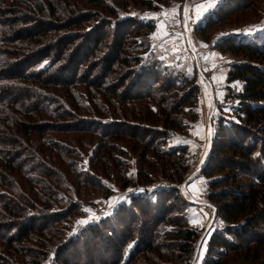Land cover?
<instances>
[{
    "label": "trees",
    "instance_id": "trees-1",
    "mask_svg": "<svg viewBox=\"0 0 264 264\" xmlns=\"http://www.w3.org/2000/svg\"><path fill=\"white\" fill-rule=\"evenodd\" d=\"M256 2L222 0L195 31L208 40L207 34L217 25ZM155 30L153 21L124 18L109 0H0V230L9 234L0 235V240L12 254H1L0 264H16L12 258L17 255L23 256V264H82L83 251L88 254L86 264H133L142 255L153 260L151 252L159 250L158 228L164 224L178 230L166 232L173 240L161 245V256L172 261L177 256L178 264H192L201 234L187 229L185 220L173 218L176 208L189 204L177 187L158 192L146 187L111 216L67 239L57 236L54 226L49 221L43 224L41 217V212L49 216L64 202L61 190L71 192V185L81 182L94 186L92 178L82 181L77 176L70 161L77 157L76 150L55 143L57 136L96 133L107 139L98 144L97 160L112 163L108 155L114 146L108 141L129 140L136 150L168 159L176 170L172 178L184 180L188 146L169 145L175 134L185 132L182 114L197 105L199 86L184 73L172 78L158 58L141 56L150 44L136 36L147 39ZM252 41L231 36L217 45L242 60L232 65L227 81L245 85L242 92L228 97L236 100L235 117L233 121L220 117L209 159L197 170L209 179L215 217L224 221L209 241L207 260L212 264H228L222 247L249 253L262 239L257 247L264 246L259 230L264 223V35ZM55 96L62 101L56 108ZM148 102H154L158 111L149 110ZM104 103L118 121L106 130L85 127L84 121L77 125L78 113L92 111L108 118L111 109L103 111ZM131 116L137 122L130 121ZM73 119L77 121L72 123ZM50 136L53 139L46 142ZM59 165L65 175L56 170ZM32 170L37 174L33 176ZM60 214L62 219L73 217L69 210ZM74 238L72 246L66 245ZM86 238L101 244L88 248ZM20 243L28 246L21 248ZM55 250L50 256L49 251ZM169 250L178 254L170 255Z\"/></svg>",
    "mask_w": 264,
    "mask_h": 264
},
{
    "label": "rangeland",
    "instance_id": "rangeland-1",
    "mask_svg": "<svg viewBox=\"0 0 264 264\" xmlns=\"http://www.w3.org/2000/svg\"><path fill=\"white\" fill-rule=\"evenodd\" d=\"M109 1L124 14V18L132 16L140 18L143 22L147 20L154 22L156 30L147 39L143 38V35L142 37L136 36L138 41L142 42L144 40L145 42L147 40L150 44V50L142 53V49H140L137 52L139 55L142 53L141 56L147 58V60L158 58L161 62L160 64H162V68H166L171 72L172 78L179 73H184L186 76L194 77V84L199 86L197 105L194 108H185V114H182L185 132L175 134L169 145L171 147L179 145L188 146L185 159L189 170L184 180L179 183L176 181L177 176L174 179L172 178V175L176 171L172 166L173 163L169 162L166 158H156L152 153L145 154L142 149H134L129 140L118 141L116 143L108 141L111 146H114V149L110 150V155H108L112 157L114 161L112 163V161L97 160V150L100 146L98 144L103 140L107 141V139L99 138L96 133L83 132L81 134L72 133L69 137L65 135L57 136L59 139L55 140V143L59 142L71 151L72 149L76 150L77 157L70 159V161L74 165L77 176L82 178V181L83 179L85 181L92 178L94 186L81 182L72 184L71 192L61 190L63 194L59 195V198L63 199L64 202L57 204L51 210L54 213L50 214V217L47 215L43 216L41 212L42 223L44 224V221H49L54 226L53 230L56 235H61L64 239H67L69 235L74 237V233L81 231L83 228L88 227V225L99 223L104 218L111 216L122 204L130 202L134 195L143 193V191H140L141 189L144 190L147 187L149 191L155 190L158 192L161 189L167 190L168 188L177 187L182 197L190 205H181V207L176 208L172 212L174 214L173 218L185 220L187 229H194L201 234L192 264H212L207 260L209 241L217 229L224 227V221L222 218L215 217V208L209 199L211 193L208 187L209 179L198 174L197 170L204 166L209 159L208 154L211 152L210 147H212L211 136L216 135L218 132L220 117L225 116L230 121H233L235 117L234 113H232V106L236 100L228 97L232 93L237 94L242 92L245 85L239 80L232 81V83L227 81L232 65L241 63L242 60L236 55L223 53L218 49L217 45L231 36L241 38L244 42L248 39L253 40L252 42L259 41L260 35H264V0H257L254 7L247 8L245 12L234 14L230 16V19L224 20L207 34L208 40H204L202 36L200 37L195 31V27L211 13H215L217 6H219L222 0H215V4L213 5L206 4V0ZM201 5H204V7L201 8ZM185 8L188 10L189 19L187 20L184 14ZM198 12L200 13L199 17L197 16ZM185 25H187V30H185ZM248 29H252L253 31L248 34ZM221 34L225 35L222 36ZM258 35L259 37H257ZM144 42L141 46L142 48H144ZM58 94L60 95V93ZM212 94L215 99L214 104ZM11 97L18 98L19 95L12 94ZM54 98L56 100V108V106L61 105L62 101L59 97L55 96ZM77 99L81 101L78 95ZM103 106L106 109H100H103L105 112L111 109L107 103H104ZM148 108L154 113L158 111V107L154 102H148ZM90 113L85 115L78 113L76 117L78 118L77 125L84 121L85 127L90 126L94 130L98 127H103V130H106L109 123L115 122V120L118 121L119 119L118 117L113 119L112 109L111 112L109 111L106 114L108 118H104V115L101 113L96 112V114H93L92 111ZM129 119L132 122H137L134 116H131ZM75 121L77 120L73 119L71 122ZM112 126L114 125L109 127L114 128ZM209 129H211L210 134ZM52 139L53 136H50L48 140L47 138L45 140L48 142ZM32 150L35 151L34 148ZM38 151L39 149L36 150V157ZM36 157L34 159H37ZM38 157L41 156L38 155ZM63 159L68 161L69 158L64 156ZM201 161L203 162L201 163ZM63 168V165H59L56 170L65 175ZM32 171L35 173L33 176L37 174L34 170ZM125 183L129 185L126 188ZM130 189L132 191H129ZM88 208L91 209V212L85 211ZM67 210L73 213L72 219H62L64 216L60 213H65ZM154 213L157 214L156 211ZM144 218L146 217L144 216ZM81 220L87 221V223H79ZM177 230L178 226H166L165 224L158 228L155 246L158 245L159 250L151 252V258L156 262L144 260L142 255L138 259L140 262H133V264L180 263L177 256L172 258V261L166 256L162 257L160 254L164 251L161 245L168 244L170 240H173L166 232L172 233ZM259 230L264 234V223L262 226L260 225ZM0 235L9 234L5 230H0ZM262 240L258 241V244H254L250 248L251 251L249 253L246 250L235 253L222 247L221 252L223 255L225 254L223 259H226L228 264H264V246L257 247V245L262 243ZM74 241H76L75 238L67 242L66 245L72 246ZM3 242L5 240H0V255L11 256L12 254L7 252V249L4 250L5 246ZM85 242L82 241L81 243H85L88 248L91 246V243L95 245L97 243L101 244V242H95L91 238H86ZM19 245L21 248L22 246H28L25 243H20ZM36 247L41 248L38 245ZM74 248L76 247L72 249ZM201 249H204L203 259L200 258ZM55 252L58 251H49L50 256ZM169 252L170 255L172 253L178 254V250H169ZM82 255L84 260L82 264H86L85 256H88V254H86V251H83ZM16 257L17 259L11 257L13 262L23 264L21 262L23 256L17 255ZM126 257L127 255H125ZM213 257L218 258L216 255ZM1 258L3 259L2 256H0Z\"/></svg>",
    "mask_w": 264,
    "mask_h": 264
},
{
    "label": "snow or ice",
    "instance_id": "snow-or-ice-1",
    "mask_svg": "<svg viewBox=\"0 0 264 264\" xmlns=\"http://www.w3.org/2000/svg\"><path fill=\"white\" fill-rule=\"evenodd\" d=\"M206 4H208V5H213V4H215V0H206ZM201 8H203L204 7V5H201L200 6ZM174 11V10H173ZM185 19L187 20V19H189V17H188V10H187V8H185ZM153 15H155V14H153ZM199 15H200V13L198 12L197 13V16L199 17ZM208 17H206V19H207ZM185 30H187V25H185ZM253 30L252 29H248L247 30V32H248V34H250L251 32H252ZM222 36L223 35H225V34H221ZM235 83H239V82H235ZM211 133V129H209V134ZM203 161H201V163H202ZM129 191H132L131 189L129 190ZM140 191H143V189H141ZM119 199H126V198H119ZM85 211L86 212H91V209L90 208H88V209H85ZM79 223H81V224H86L87 223V221H84V220H81ZM134 243V242H133ZM133 243H130L129 245H128V247L129 248H131L132 246H133ZM203 251H204V249H201V259H203Z\"/></svg>",
    "mask_w": 264,
    "mask_h": 264
},
{
    "label": "water",
    "instance_id": "water-1",
    "mask_svg": "<svg viewBox=\"0 0 264 264\" xmlns=\"http://www.w3.org/2000/svg\"><path fill=\"white\" fill-rule=\"evenodd\" d=\"M212 99H214V97H213V94H212ZM214 102H215V99H214ZM211 138H212V136H211ZM212 144V143H211ZM210 149H211V147H210ZM210 154V153H209ZM209 154H208V156H209Z\"/></svg>",
    "mask_w": 264,
    "mask_h": 264
},
{
    "label": "crops",
    "instance_id": "crops-1",
    "mask_svg": "<svg viewBox=\"0 0 264 264\" xmlns=\"http://www.w3.org/2000/svg\"><path fill=\"white\" fill-rule=\"evenodd\" d=\"M226 77V76H225ZM213 92V91H212ZM213 104H214V99H213Z\"/></svg>",
    "mask_w": 264,
    "mask_h": 264
}]
</instances>
